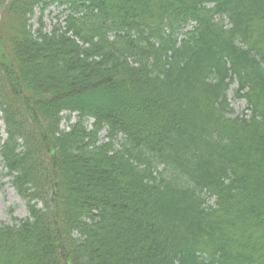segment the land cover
<instances>
[{"label": "trees", "instance_id": "16d2710c", "mask_svg": "<svg viewBox=\"0 0 264 264\" xmlns=\"http://www.w3.org/2000/svg\"><path fill=\"white\" fill-rule=\"evenodd\" d=\"M0 112V264H264V0H0Z\"/></svg>", "mask_w": 264, "mask_h": 264}, {"label": "rangeland", "instance_id": "374dc122", "mask_svg": "<svg viewBox=\"0 0 264 264\" xmlns=\"http://www.w3.org/2000/svg\"><path fill=\"white\" fill-rule=\"evenodd\" d=\"M40 16H41L40 9L37 8L31 20L35 28L38 27V19ZM64 17L65 15L62 13V7L53 4L44 12V21L46 24V29L50 31L53 24L59 19L62 22V24H65ZM188 28H190V26ZM236 86L237 84L233 83L228 92L229 98L231 99L232 107L234 109V111L232 112L233 116L237 114H241L246 108V102L244 99L236 100L233 97V92ZM0 116H1V112H0ZM70 116H71L70 123L77 121L78 119L77 113L70 114L69 112H64V119L61 125L63 128L68 129L69 127L68 118ZM104 134L105 132L102 133V135ZM0 137L2 138L6 137L5 124L2 119H0ZM2 168L3 165L0 156V225L4 223H12L14 218H24L27 215V210L24 201L16 193L11 183V178L3 176L4 170Z\"/></svg>", "mask_w": 264, "mask_h": 264}]
</instances>
